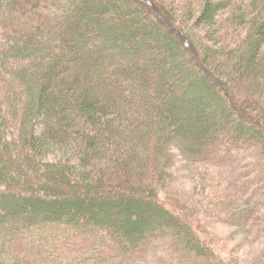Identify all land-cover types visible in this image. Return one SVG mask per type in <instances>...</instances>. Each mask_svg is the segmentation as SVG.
<instances>
[{
	"label": "trees",
	"instance_id": "obj_1",
	"mask_svg": "<svg viewBox=\"0 0 264 264\" xmlns=\"http://www.w3.org/2000/svg\"><path fill=\"white\" fill-rule=\"evenodd\" d=\"M181 156L264 183V0H0V264H239L210 217L260 237L263 194H185Z\"/></svg>",
	"mask_w": 264,
	"mask_h": 264
},
{
	"label": "rangeland",
	"instance_id": "obj_2",
	"mask_svg": "<svg viewBox=\"0 0 264 264\" xmlns=\"http://www.w3.org/2000/svg\"><path fill=\"white\" fill-rule=\"evenodd\" d=\"M108 60L109 58L100 61H93L92 67H94V69H100L104 67ZM116 66L121 67L123 65L122 63H115L114 67ZM187 114L188 112L185 111H181L180 113L182 117H185ZM207 173L210 175V178L212 176L219 178L218 181L224 183L228 182V185L235 182V184L242 186L241 183H244L243 189H245L246 185L250 188L248 192L251 190V193H254L255 196L247 194L245 197L237 199V201H235L233 197L231 203L229 202L228 206L233 205V208H240V211L243 208L253 207L255 204H258L260 201L259 198L261 197V194H263L261 197L263 204L259 206V214L264 215V189L261 190L264 183L259 182L261 169H257L255 166L250 165L249 160L240 159V162L228 166H213L204 163L191 164L181 156L178 159L177 167L174 168L177 189L185 192V194L195 191L198 195L200 194L201 197L209 196L213 190L209 186L210 184L206 183V180L204 179ZM229 191L231 192L232 190ZM219 193L221 197H223V189H220ZM256 195H258V197ZM79 202L80 201L77 198H72L69 204L66 206L64 204V213L67 214V212L72 211L74 214L88 215V213H90L89 211L95 208L102 211L105 218H109V215L110 218H117L113 213L110 214V209L103 206L102 203H93L90 205L85 204L78 207ZM209 232V235L213 237H211L210 240L214 239L213 241H210L211 245L219 252L231 256L232 259H235L239 264H264V233L258 237L255 232L251 233L249 230H246L241 226H235L213 216L210 217L209 228L206 230L207 234ZM65 242L70 243V246H88L87 243H79L77 237H74L71 234L65 238ZM86 242H88V240ZM88 243L93 244V241L90 240ZM70 250L71 249L66 248V251ZM58 254H60V252ZM76 254L77 251L73 250L70 253L68 261L77 264V261L74 260V257H77Z\"/></svg>",
	"mask_w": 264,
	"mask_h": 264
}]
</instances>
